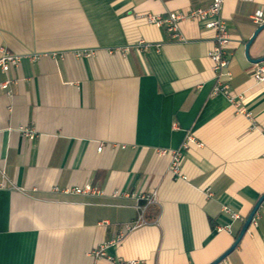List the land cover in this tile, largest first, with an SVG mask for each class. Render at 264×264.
<instances>
[{
	"label": "crops",
	"instance_id": "obj_1",
	"mask_svg": "<svg viewBox=\"0 0 264 264\" xmlns=\"http://www.w3.org/2000/svg\"><path fill=\"white\" fill-rule=\"evenodd\" d=\"M210 3L0 0V48L22 55L10 91L0 87V264H209L233 244L244 221L224 207L245 219L264 194V83L251 76L264 61L245 50L264 0H226L222 12L231 90L251 117L213 94L214 30L186 19L180 41L140 17ZM250 55H264V29ZM188 135L186 178H174L170 151ZM85 183L104 193L64 192ZM151 190L150 223L126 231ZM224 261L264 264V202Z\"/></svg>",
	"mask_w": 264,
	"mask_h": 264
},
{
	"label": "built area",
	"instance_id": "obj_2",
	"mask_svg": "<svg viewBox=\"0 0 264 264\" xmlns=\"http://www.w3.org/2000/svg\"><path fill=\"white\" fill-rule=\"evenodd\" d=\"M225 2L226 0H211V3L207 8H197L187 12L174 11L168 13L166 16L156 13H147L140 17L145 19L149 24H154L158 27L166 26L167 30L172 33L173 38L180 41L186 40L185 36L180 31V23L186 19L201 20L207 29L214 30L213 44L208 54L212 61V71L215 80L213 94H223L234 106L240 107L244 99V94L233 93L230 85V82L233 79V72L230 69L231 60L229 51V46L232 42V34L228 29L226 20L222 16ZM262 17L263 12H257L253 19L255 22L261 24L263 22ZM148 45L149 44L142 43V46L144 47ZM21 57V54L12 53L3 47L0 48V70L6 74V78L0 82L1 89L7 90L8 92L10 91V86L13 83V79L8 74L11 72V70L20 66ZM251 76L257 83H264V67L258 66L253 69ZM238 110L248 117L252 116L251 112L247 111L244 107H240ZM24 130L30 138L34 137L32 130L26 128ZM194 141V137L192 135H188L182 148L170 151L172 158L169 166V172L174 178H186L182 170L183 149L188 148L189 144ZM199 145L202 144L199 143ZM103 148L104 145L100 144L98 146V152H101ZM168 152L169 151L167 150H160L159 154L163 155ZM5 186V180L0 182V187ZM64 192H74L85 195H101L104 193L102 190L92 186L90 183L66 188ZM117 194V192H114V196H117ZM136 199L138 217L134 222L125 224L124 227L126 231H131L135 228L150 223V220L147 218V212L149 208L159 204L157 190H151L149 192L137 194ZM224 210L226 212H230L231 216L236 220H245L239 213L231 212L227 207H224ZM254 220L255 217L252 222H254ZM218 230L231 231V225H219ZM98 254L100 255L104 253L99 252ZM110 264H141V262L138 260L111 259ZM218 264H226V262L223 260Z\"/></svg>",
	"mask_w": 264,
	"mask_h": 264
},
{
	"label": "water",
	"instance_id": "obj_3",
	"mask_svg": "<svg viewBox=\"0 0 264 264\" xmlns=\"http://www.w3.org/2000/svg\"><path fill=\"white\" fill-rule=\"evenodd\" d=\"M264 29V23L260 24L258 28L255 30L254 34L247 40L245 43V50H246V57L248 58L249 61L259 64L264 61V55L258 58H253L250 55V48L252 44L254 43L255 39L257 38L258 34ZM264 202V194L260 196V198L257 200L255 205L253 206L252 210L248 214V216L245 218L238 234L236 235V238L233 242V244L225 251L223 252L219 257H217L215 260L210 262L209 264H218L221 261H223L231 252H233L240 242L242 241L244 235L248 231L254 217L256 216L258 210L260 209L261 205Z\"/></svg>",
	"mask_w": 264,
	"mask_h": 264
}]
</instances>
